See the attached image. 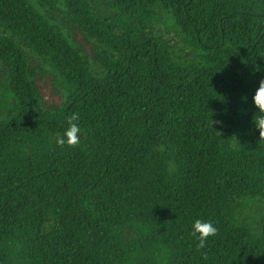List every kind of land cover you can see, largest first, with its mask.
Returning a JSON list of instances; mask_svg holds the SVG:
<instances>
[{
	"label": "trees",
	"instance_id": "trees-1",
	"mask_svg": "<svg viewBox=\"0 0 264 264\" xmlns=\"http://www.w3.org/2000/svg\"><path fill=\"white\" fill-rule=\"evenodd\" d=\"M262 78L264 0H0V264H264Z\"/></svg>",
	"mask_w": 264,
	"mask_h": 264
},
{
	"label": "clouds",
	"instance_id": "clouds-1",
	"mask_svg": "<svg viewBox=\"0 0 264 264\" xmlns=\"http://www.w3.org/2000/svg\"><path fill=\"white\" fill-rule=\"evenodd\" d=\"M261 68L258 65L255 67V71H260ZM253 102L261 115L253 119L254 126L259 129V139L264 140V78L259 82V87L257 88L254 96ZM80 117L78 113H72L67 117V127L65 128L62 135H57L55 137V143L58 146L75 147L80 143V133L81 128L77 121ZM215 123H222V121H215ZM213 125V120H212ZM218 233V228L214 226L211 221H201L197 219L192 225L191 235L198 240L196 245L198 249H203L206 247V242L209 237L215 236ZM206 258V254H205Z\"/></svg>",
	"mask_w": 264,
	"mask_h": 264
},
{
	"label": "rangeland",
	"instance_id": "rangeland-1",
	"mask_svg": "<svg viewBox=\"0 0 264 264\" xmlns=\"http://www.w3.org/2000/svg\"><path fill=\"white\" fill-rule=\"evenodd\" d=\"M65 23L70 38L82 49L89 60L94 62V45L83 36L77 27L68 24L67 22ZM36 83L45 106L53 108L59 106L62 103L63 97L57 90L54 81L49 74L42 73L41 75H38L36 78ZM246 216L251 220H256L257 226L259 227L264 219V203H261L260 206L252 204L247 211Z\"/></svg>",
	"mask_w": 264,
	"mask_h": 264
}]
</instances>
